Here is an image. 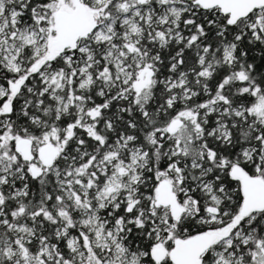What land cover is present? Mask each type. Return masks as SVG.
Segmentation results:
<instances>
[{
	"label": "snow or ice",
	"instance_id": "obj_1",
	"mask_svg": "<svg viewBox=\"0 0 264 264\" xmlns=\"http://www.w3.org/2000/svg\"><path fill=\"white\" fill-rule=\"evenodd\" d=\"M0 264H264V0H0Z\"/></svg>",
	"mask_w": 264,
	"mask_h": 264
}]
</instances>
